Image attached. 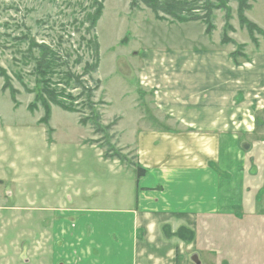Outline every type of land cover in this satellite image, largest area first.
<instances>
[{
	"label": "rangeland",
	"instance_id": "obj_1",
	"mask_svg": "<svg viewBox=\"0 0 264 264\" xmlns=\"http://www.w3.org/2000/svg\"><path fill=\"white\" fill-rule=\"evenodd\" d=\"M101 3L102 16L92 28L89 18L98 12ZM249 3V20L262 29L264 0ZM137 4L138 8H132L131 0H0V66L19 91L15 107L9 90H2L5 78H1L0 128L12 142L15 166L0 184V264H67L63 257L69 254V244L56 238L59 229L54 227L55 220L70 222L76 217L74 211L83 207L110 206L106 194L111 202L113 190L119 185L110 184L114 163L109 164L106 154L136 159L134 146L127 144L133 142L132 127L140 112L145 111L141 102L147 106L150 102L151 108V100L147 99L154 96L140 93L134 84L139 51L186 46L187 30L193 28L187 24L165 26L160 21L179 22L171 18L158 20L145 5ZM202 4L198 2L196 8L200 10L195 11L200 16L205 15ZM227 10L231 15L229 24L236 28L227 31V38L237 43L234 50L240 46V52L246 53L249 47H264V35L256 33L252 39L240 26L238 3L234 0L226 8L213 10L212 23L219 31L213 37L222 40ZM199 27L194 25L195 30ZM95 36L100 48L99 68L84 77L85 90H90L92 96H83L85 90L81 88L69 90L80 113L52 106L50 125L38 124L43 110L28 109L35 99L34 63L27 64L24 59H29V40L34 38L33 42L60 50L70 57L72 69L81 74L86 63L95 61L93 48H88V41H94ZM190 36L201 35L190 31ZM79 58L81 64L75 65ZM97 79L101 81L99 88ZM137 96H147L139 100V106ZM91 105L101 113L102 124L109 128L106 133L95 132L91 120L88 126L80 123L81 118L91 116ZM122 129L126 132L120 133ZM87 142L99 144L105 157L101 148ZM253 155L254 170L259 175L254 178V195L248 207L238 215L204 218L200 225L195 252L202 264H264V143L255 148ZM127 172L135 170L131 167ZM107 177L111 180L106 181ZM120 192L121 188L115 191Z\"/></svg>",
	"mask_w": 264,
	"mask_h": 264
},
{
	"label": "crops",
	"instance_id": "obj_2",
	"mask_svg": "<svg viewBox=\"0 0 264 264\" xmlns=\"http://www.w3.org/2000/svg\"><path fill=\"white\" fill-rule=\"evenodd\" d=\"M160 22L193 28L186 46L140 49L134 84L154 96L147 99L151 108L141 102L145 111L127 144L136 159L108 158L110 184L119 185L111 202L106 194L110 206L83 207L70 222L55 220L56 238L69 244L67 264H202L195 250L203 219L238 215L254 195L253 153L264 143V47L247 44L249 60L236 64V45L213 37L218 30L208 34L202 21ZM146 97L137 96V105ZM12 155L0 128V184L14 169ZM131 167L135 173L127 172Z\"/></svg>",
	"mask_w": 264,
	"mask_h": 264
},
{
	"label": "trees",
	"instance_id": "obj_3",
	"mask_svg": "<svg viewBox=\"0 0 264 264\" xmlns=\"http://www.w3.org/2000/svg\"><path fill=\"white\" fill-rule=\"evenodd\" d=\"M104 1V0H103ZM217 4L211 0H131V7L138 8L137 2L142 3L148 9H150L155 17L158 20H172L179 23H186L190 21H202L206 24V32L211 34L215 27L212 23V14L213 10L216 8H226L230 1L233 0H215ZM238 3V20L240 26L245 28L252 39L256 33L264 35V30L258 27L255 23L251 22L247 16L246 11L252 8L250 0H234ZM198 2H203L202 9L205 12L204 16L196 14L195 11L200 10L196 8ZM104 9L103 3L100 4L98 12L91 16L90 24L92 28H95L97 21L101 18L102 12ZM231 20L230 11L227 10L226 14V24L224 28V36L222 38L223 44H234L237 46V43L234 40L227 38V31H234V27L229 24ZM34 38L29 40L28 56L29 59L24 58L27 64L34 63L32 73L35 75V88L33 90L35 94V99L32 101L28 109L31 111H37L42 109L44 114L40 119V122L49 126L52 116V106H58L68 112H79L73 105L74 95L68 92L73 89H83L85 90V76L95 73L100 64L99 56V43L97 37H94V41H88V48H93V55L95 56V61L93 63H86L83 72L77 74L71 67L69 62V56H65L63 53L57 49L52 48L46 43H36L33 42ZM231 57L236 64H241L240 57L244 61L249 60V56L244 52H240V46L237 47V50H234L231 53ZM82 59H77L74 64H81ZM19 77V76H18ZM5 78V84H3L2 90H9L13 102L17 107L18 99L17 95L19 91L13 88L11 84V79L6 75L4 68L0 66V80ZM100 80L97 79V84L99 88ZM85 93H89L87 96H92V92L88 89L85 90ZM96 107V104L94 105ZM94 106H90L91 116L81 118L80 123L83 126H88L89 121L95 132L106 133L109 128L102 124V116L98 109H95ZM80 113V112H79ZM50 130V129H49ZM105 135V134H104ZM99 143V142H98ZM107 157H114L107 155ZM120 158H122L120 156ZM145 170L139 169L138 177H141Z\"/></svg>",
	"mask_w": 264,
	"mask_h": 264
},
{
	"label": "water",
	"instance_id": "obj_4",
	"mask_svg": "<svg viewBox=\"0 0 264 264\" xmlns=\"http://www.w3.org/2000/svg\"><path fill=\"white\" fill-rule=\"evenodd\" d=\"M243 147H244L245 149H247V150H248V149H250V148H251V145H249V144H246V146L244 145ZM197 263L199 264V261H197Z\"/></svg>",
	"mask_w": 264,
	"mask_h": 264
}]
</instances>
